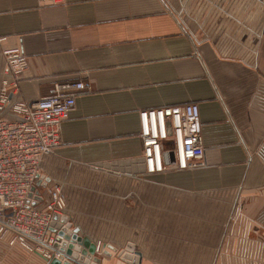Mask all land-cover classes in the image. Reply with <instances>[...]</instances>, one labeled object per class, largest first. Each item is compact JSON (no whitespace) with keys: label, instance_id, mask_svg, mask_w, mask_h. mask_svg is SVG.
Here are the masks:
<instances>
[{"label":"crops","instance_id":"obj_1","mask_svg":"<svg viewBox=\"0 0 264 264\" xmlns=\"http://www.w3.org/2000/svg\"><path fill=\"white\" fill-rule=\"evenodd\" d=\"M1 38L0 71L4 49L27 59L20 99L86 84L42 169L63 182L65 214L99 245L97 264H264V233L242 231L264 226V0H0ZM189 102L203 165L92 166L140 156L139 110ZM10 237L0 264H48Z\"/></svg>","mask_w":264,"mask_h":264},{"label":"built area","instance_id":"obj_2","mask_svg":"<svg viewBox=\"0 0 264 264\" xmlns=\"http://www.w3.org/2000/svg\"><path fill=\"white\" fill-rule=\"evenodd\" d=\"M45 3L56 0H41ZM2 40V38L0 39ZM0 71V235L10 234L9 244L19 243L47 260L54 234L49 230L53 213L65 214L67 196L63 182L43 180L42 162L60 145V125L67 119L83 81L53 83L47 95L35 101L18 97L27 59L18 47L2 51ZM197 103L163 106L138 111L141 156L145 173L195 168L204 164V144L198 126ZM99 245H96L98 250Z\"/></svg>","mask_w":264,"mask_h":264},{"label":"water","instance_id":"obj_3","mask_svg":"<svg viewBox=\"0 0 264 264\" xmlns=\"http://www.w3.org/2000/svg\"><path fill=\"white\" fill-rule=\"evenodd\" d=\"M143 157L140 155L135 158H127L120 160H112L109 162H97L92 164L94 167L106 169L109 171H120L127 173L144 172ZM43 180H38L32 190H34V199L31 204H36L41 197L38 195L36 186H45L50 180L49 176H42ZM69 217L66 214L53 213L49 225V230L54 234V242L52 250L57 256H52L48 259V264H97L100 259L95 256L96 246L86 237L78 234L79 229L76 226L72 227ZM123 258L136 263L138 260V252L134 251V246L128 244L124 248ZM102 252H105L102 250ZM123 252V251H122ZM133 253V255H131Z\"/></svg>","mask_w":264,"mask_h":264},{"label":"rangeland","instance_id":"obj_4","mask_svg":"<svg viewBox=\"0 0 264 264\" xmlns=\"http://www.w3.org/2000/svg\"><path fill=\"white\" fill-rule=\"evenodd\" d=\"M237 216L240 217L239 211L237 209H232L230 211V214H229L230 219H234L235 217L237 219H239ZM235 227L240 229L241 226H239V225H237V226L236 225H231L230 227L226 226L227 230L229 228L230 233L233 231V229ZM242 231H243V233H252L254 235H256V234L261 235L262 233H264V226L255 225V224H253L252 226H242ZM244 244L245 243L242 242V245H244Z\"/></svg>","mask_w":264,"mask_h":264}]
</instances>
